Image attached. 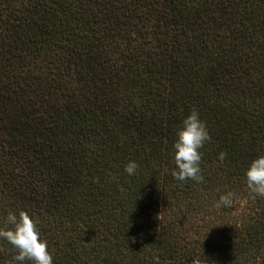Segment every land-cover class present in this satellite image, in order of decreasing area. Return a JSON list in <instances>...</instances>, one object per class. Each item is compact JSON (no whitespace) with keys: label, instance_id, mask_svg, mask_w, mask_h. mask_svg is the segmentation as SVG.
Returning <instances> with one entry per match:
<instances>
[{"label":"trees","instance_id":"trees-1","mask_svg":"<svg viewBox=\"0 0 264 264\" xmlns=\"http://www.w3.org/2000/svg\"><path fill=\"white\" fill-rule=\"evenodd\" d=\"M193 108L200 183L171 175ZM262 154L264 0H0V224L38 219L53 264H264Z\"/></svg>","mask_w":264,"mask_h":264},{"label":"clouds","instance_id":"clouds-1","mask_svg":"<svg viewBox=\"0 0 264 264\" xmlns=\"http://www.w3.org/2000/svg\"><path fill=\"white\" fill-rule=\"evenodd\" d=\"M211 135L206 121L201 118L195 108L181 120L175 132L173 142L172 177L179 182L188 180L200 183L204 180L202 174V157L200 151ZM226 153H218L217 159L223 162ZM139 164L129 160L124 171L129 176L137 173ZM245 183L253 198L264 197V154L250 161L244 172ZM234 193L228 191L220 195L216 202L217 208L228 207L233 201ZM0 240L8 243L15 250L14 264H53V255L48 247V241L43 237L39 220L26 211H8L0 224Z\"/></svg>","mask_w":264,"mask_h":264}]
</instances>
